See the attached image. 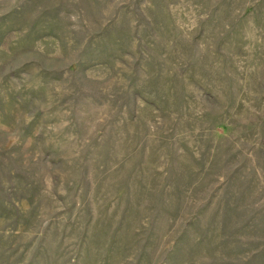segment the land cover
Listing matches in <instances>:
<instances>
[{"label": "rangeland", "instance_id": "rangeland-1", "mask_svg": "<svg viewBox=\"0 0 264 264\" xmlns=\"http://www.w3.org/2000/svg\"><path fill=\"white\" fill-rule=\"evenodd\" d=\"M0 264H264V0H0Z\"/></svg>", "mask_w": 264, "mask_h": 264}]
</instances>
